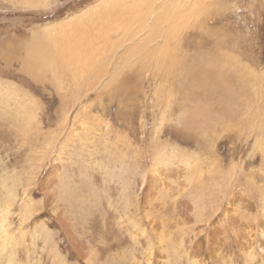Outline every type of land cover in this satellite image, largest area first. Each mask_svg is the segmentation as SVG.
I'll return each mask as SVG.
<instances>
[{"label":"rangeland","instance_id":"374dc122","mask_svg":"<svg viewBox=\"0 0 264 264\" xmlns=\"http://www.w3.org/2000/svg\"><path fill=\"white\" fill-rule=\"evenodd\" d=\"M102 1H0V264H264V0H133L147 28L111 33L107 51L81 43L96 62L67 79L61 40L41 29ZM40 46L47 81L23 65ZM157 48L232 78L234 117Z\"/></svg>","mask_w":264,"mask_h":264},{"label":"bare ground","instance_id":"6f19581e","mask_svg":"<svg viewBox=\"0 0 264 264\" xmlns=\"http://www.w3.org/2000/svg\"><path fill=\"white\" fill-rule=\"evenodd\" d=\"M0 1H8L13 6H17L23 10H30V9L45 10L51 6L50 4L51 0L49 2H47L46 0H0ZM131 2H133V0H109L108 2L106 1L97 2L88 9H85L80 13H77V16L76 14H73L69 17H66V19L61 22L54 23V25L52 24L49 26L42 27L41 32L43 31L50 33V36L56 37L58 40H61L59 44L61 49L63 50L60 53L61 61L63 62L61 71L64 74L65 78L67 79L74 78L76 80H81L83 78L84 73L78 74V67L93 66L96 62L95 58L92 55H87L84 57H81L79 55L80 49L82 48L81 43L88 44L89 47L92 49H102L104 51H107L106 49L111 45V42L109 40V35L111 33H118L119 36H121L122 38L129 35L134 41L136 39V35L133 34V32L138 30L139 33L141 31H144V28H147L145 23V18L149 12L146 9H145L146 11L143 12V8H139L138 7L139 4H137L136 2L135 4L130 5ZM183 14L185 13L184 12L181 13V11H179L174 18H168L166 20L164 19L165 20L164 23H167L166 21H171V20L181 21V19H183L182 18ZM95 23L97 24L98 28H95L94 25ZM175 23L170 25L167 29H164V30H169L167 36L164 38V42L165 43L167 42V47L169 44L168 41L170 39H173L172 36H174L175 35L174 33H176V29L178 25L177 23L176 24ZM95 29H97V36L96 38L95 37L93 38L92 36H89L87 30H95ZM157 30L158 29H153L152 33L154 34ZM31 32L32 34L35 33V31H31ZM32 34L30 33L31 36ZM53 37H49L51 41ZM120 43L121 42L118 41L117 46H119ZM139 45L141 48L139 50H134V54H133L137 56L136 61L138 60V56L142 58L146 56V54L149 52L147 49H145L148 48L146 47L147 44L145 45L143 42H141ZM141 49H143L142 54H137V51H141ZM156 50L158 57V59L157 58L156 59L157 61L161 62V68L164 69L169 66H174L175 64L177 67L182 68L183 69L182 71L186 74V78L188 80L196 81V83L192 84L191 87L193 91L198 92V95L201 96L202 99L218 100L219 101V106L217 109V113L219 112L218 114L227 115L229 118L234 117V112L232 110H227V105H229L228 103L232 101L230 88L228 86L230 82L233 80L232 78L230 77L228 79L223 78V76L220 73L219 74L209 73L207 72L208 70L200 69L201 67L199 66H193L194 65L193 60H191L193 65L184 64L182 62L183 60L179 59L175 55V51L169 48H157ZM211 63L216 64L217 66L216 60L214 59L211 60ZM23 65L28 72H37V74L34 76L38 77L39 75L40 81H47L46 79L41 78L40 75L46 74V72H48L49 74L51 73L53 60L50 58L48 54V46H40L38 50L34 54H32V56L24 60ZM34 67L35 68L38 67L39 69L36 70H40V71H33ZM117 91L122 92L120 89H117ZM221 105L225 107H221ZM256 147L258 149H261L259 142L257 143ZM60 148L61 149L65 148V145L64 146L60 145ZM56 168H57V164L53 163L46 178L44 179L43 190H45L47 200H49V197L51 198L52 193L50 189H52V186L54 184L53 180L56 177ZM60 188L63 189V186L61 185L59 189ZM58 194L60 196V199L62 200L65 197L64 189L58 192ZM144 194L148 195V193L146 192ZM192 206L194 207L186 206L185 208L187 209L188 213L190 211L191 216L197 217L198 210L196 203L192 204ZM226 211L227 210H225L224 212ZM236 228H239V226H236ZM65 232H66V236L69 237V233L67 229L65 230Z\"/></svg>","mask_w":264,"mask_h":264},{"label":"crops","instance_id":"0c3cea01","mask_svg":"<svg viewBox=\"0 0 264 264\" xmlns=\"http://www.w3.org/2000/svg\"><path fill=\"white\" fill-rule=\"evenodd\" d=\"M75 33H77V32H75Z\"/></svg>","mask_w":264,"mask_h":264}]
</instances>
